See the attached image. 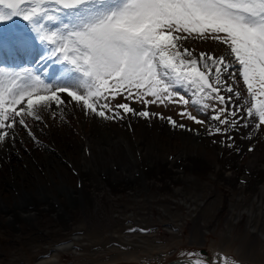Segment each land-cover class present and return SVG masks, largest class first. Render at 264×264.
<instances>
[{
	"label": "rangeland",
	"instance_id": "obj_1",
	"mask_svg": "<svg viewBox=\"0 0 264 264\" xmlns=\"http://www.w3.org/2000/svg\"><path fill=\"white\" fill-rule=\"evenodd\" d=\"M60 2L62 7L63 2L74 0ZM22 3L25 0H5V4ZM56 5L57 0H31L27 5L29 15L33 10L38 14L48 11L53 17L42 21L46 26L42 33L48 36L64 29L60 18L65 12ZM8 11L0 5V12ZM10 21L23 30L21 35L36 31L23 15ZM180 44L181 53L184 47L194 50L192 57L185 56V60L199 61L201 52L227 57L226 46L201 40L195 34ZM172 61L177 72H190L195 77L197 71H206L202 67H185L175 55ZM16 73L19 76L10 75ZM74 76V82L79 83L80 74ZM33 78L17 70L4 71L2 77L5 86L11 87L9 81H13L24 94L20 104L5 106L26 110L34 120L25 116L27 128L19 125L25 133L8 128L11 121H5V127L0 129V134L11 132L0 141V264H158L165 256L171 259L190 249L200 256L201 247L213 252L215 264H229L222 261L227 255L235 259L233 264H264V124H259L258 117L254 122L249 117L247 125L239 123L243 109L237 117H228V112L236 109L235 97L230 105L227 99L221 104L209 98L207 90L201 91L199 83L190 81L159 98L133 90L135 98L126 99V92L115 98L104 93L108 99L96 101L95 91L85 94L83 89L73 88L98 110L103 103L113 110L118 104H127L137 111L159 114L145 118L119 109L124 117L120 119L103 118L89 110L96 120L92 132L113 138L122 136L129 142L130 154L125 153L124 144L110 153H99L93 147L95 168L84 171L81 138L74 131L72 117L59 115L63 124L53 132L44 115L35 118L44 102L58 112L69 111L68 105L51 102L57 92L64 98L63 92L57 91L62 81L55 78L52 86L44 89ZM208 79L214 81V77ZM217 87L221 88L220 95H231L222 85ZM233 88L240 91L243 103L248 93L242 79ZM28 93L32 94L31 109ZM4 99H9L6 93ZM143 100L156 102L145 104ZM222 108L228 111L220 119L228 117L229 123L237 119V126L209 118ZM182 112L191 113L203 123L181 116ZM105 114L113 116L106 109ZM216 128L221 131L216 132ZM97 136L104 139L103 135ZM110 159L119 160V164L110 166ZM89 188H93L94 196L88 193ZM140 229L146 231L141 235ZM63 244L67 247L56 249Z\"/></svg>",
	"mask_w": 264,
	"mask_h": 264
},
{
	"label": "snow or ice",
	"instance_id": "obj_2",
	"mask_svg": "<svg viewBox=\"0 0 264 264\" xmlns=\"http://www.w3.org/2000/svg\"><path fill=\"white\" fill-rule=\"evenodd\" d=\"M30 3L31 0H25L22 4H5V0H0V5L9 9L6 14L0 12V23L23 15L31 29H36V37L47 49L48 55L41 56V60L51 61L54 57L59 60L62 56L67 65L61 76L66 82L58 85L57 91L66 92L77 102L82 100V107L94 114L103 118L123 119L119 109H124L127 113L145 118L159 115L146 110L137 111L127 104H118L113 110L108 103H103L98 110L85 95H79L73 88L83 89L85 94L95 91L96 101L107 100L108 96L104 93L115 98L126 92V99L135 98L133 90L159 98L174 87L183 86L184 81H190L192 84L199 83L201 91L207 90L209 98L221 104L227 99L230 105L235 97L236 109L229 111L228 117H237V113L243 109L239 123L247 125L249 117L253 118V122L258 117L259 124H264V0H74L72 3L63 2L62 7L60 0H57L56 6L65 12V16L60 18L64 29L51 36L41 34L46 27L42 21L45 17L51 21L53 17L48 11L38 14L33 10L31 15L27 14ZM43 7L47 8V4ZM193 34L201 40L226 46L227 57L201 52L199 61L195 58L185 60V56L192 57L194 50L184 47L181 53L180 42L193 37ZM7 42L11 47L20 44L30 47L27 41L15 34ZM4 45L5 40L0 37V49ZM173 55L185 67H202L206 71H197L195 77L190 72H177ZM75 73L80 74L79 83L74 82ZM2 77L3 72H0V115L3 116L0 129L5 127V121H11L7 124L8 128L14 127L17 122L15 118L21 116L23 111L10 110L5 105L15 106L24 99L23 89L13 81H9L11 87L5 86ZM208 77H214V81L210 82ZM239 79H242L248 93L243 103L240 91L233 88ZM217 85H222L223 90L231 95L227 98L220 95L221 88ZM5 93L9 97L7 101L4 99ZM31 95L28 93L29 109L32 107ZM54 99L59 101L58 96ZM105 109L113 112V116L107 117ZM225 111L228 109L222 108L209 118L219 120L221 124L229 123L228 117L220 119ZM180 115L203 123L191 113L182 112ZM35 118L40 119L39 116ZM160 118L165 119L163 116ZM167 120L174 127L177 126L171 117H167ZM18 123L27 128L23 118ZM229 126H237V119H232ZM215 131L220 132L221 129L216 128ZM28 134L32 135L30 130ZM5 135L0 134V141Z\"/></svg>",
	"mask_w": 264,
	"mask_h": 264
},
{
	"label": "bare ground",
	"instance_id": "obj_3",
	"mask_svg": "<svg viewBox=\"0 0 264 264\" xmlns=\"http://www.w3.org/2000/svg\"><path fill=\"white\" fill-rule=\"evenodd\" d=\"M5 30H6V26H5ZM2 32L4 33V40H5V45L2 49H0V55L2 53V51L5 49V47L8 44V39L13 35V33L11 31H5ZM1 32V31H0ZM2 33H0V37L2 35ZM22 44H20L19 46L17 47H11L12 48V51H13V54L12 55H15L16 57L19 58L20 56V53L22 51ZM7 48V47H6ZM44 52H41L40 54H33V60H34V64H36V66H40L41 67V72H43L44 74H50V80H49V83L50 82H53L55 81V78H58L60 79V81H62L61 83H65L66 81L65 80H62L61 79V76H62V73H63V69H62V65L59 63V62H56V60L53 58V60L51 61H42L41 60V56H47L48 55V52L45 50V48H43ZM10 51V50H9ZM36 52V51H35ZM29 54V50H28V53ZM32 54V53H31ZM28 70V68L26 67H23L22 68V72H26ZM4 69H2L0 72H3L4 73ZM7 73H9L8 71H5ZM13 72V71H12ZM18 72V71H17ZM62 72V73H61ZM17 74V73H16ZM18 75V74H17ZM19 76V75H18ZM10 77V76H9ZM18 81L20 82V78H18ZM16 79V80H17ZM37 82V81H36ZM58 83V82H57ZM38 85L39 86H43L41 85V83L38 81ZM62 93V92H61ZM62 94H64V98H61V94L60 93H56L54 94V97L58 96L59 97V101H57L56 99H54V101H51L53 104H58V103H61V104H66L68 105V108H69V111H61V112H58L56 111L55 109L51 108L50 107V104L48 102H44L42 100H39L37 102H44V104H41L40 106V109L38 108L35 112H36V116H40V115H44V119L46 121V123L49 125V128L51 130V132H53L54 128L55 127H61V124H63V121L60 119V116L61 114L65 115L67 114L68 117L71 116L72 119H73V127H74V131L77 135L80 134V138L81 140L80 143H79V150L81 151V163H83V168H84V171H85V168H95L93 167V164H96V159L94 157V155L92 154V151H93V147H97V151L99 153H103V152H112L113 150H116L119 148V145L120 144H124V146H126V150H125V153H128L130 154V145H129V142H127L125 139H123L122 136H118L117 138H113L109 135H106V133H101V134H98V133H93L92 130L93 128H91V126L93 124H95L94 122L96 120H94V118L90 115V112L88 109H85L84 107H82L83 105V101H79L77 102L74 98L72 97H69L67 96V93L66 92H63ZM52 97H50L51 99ZM63 101V102H61ZM37 106L38 103H37ZM35 106V107H37ZM28 111L26 110H23L21 111V113H24L25 115H23L22 117L24 118L25 120V116H28V120H34V116L31 114H27ZM64 117V116H63ZM62 117V118H63ZM18 118H21V117H18ZM16 118L15 120L17 121ZM27 121V120H26ZM62 122V123H61ZM28 124L32 123V122H27ZM20 124L17 123L14 125V129H18L20 130L19 132H22V133H25L21 130V126H19ZM36 126L39 127V124H35ZM90 125V129H85L86 126ZM141 126V125H140ZM3 130V129H2ZM5 130V129H4ZM6 131V130H5ZM4 131V132H5ZM18 132V133H19ZM6 133L10 136L11 132L9 131H6ZM21 133V134H22ZM24 135V134H23ZM97 135H103L104 136V139H99L97 138L98 136ZM26 136V135H25ZM157 137V136H156ZM16 142V141H15ZM104 142V143H103ZM156 142V141H155ZM151 143V142H150ZM184 143V142H183ZM185 144V143H184ZM31 146V145H30ZM142 146V145H141ZM101 149H99V148ZM138 147V146H137ZM139 148V147H138ZM145 148V147H144ZM160 148V147H159ZM140 149V148H139ZM184 149V148H183ZM195 149V148H194ZM119 150V149H118ZM205 150V149H204ZM127 151V152H126ZM147 151V150H146ZM194 151V150H193ZM256 152V151H255ZM258 153V152H257ZM113 154V153H112ZM127 154V155H128ZM142 155V154H141ZM128 157V156H127ZM130 157V156H129ZM177 158V157H176ZM111 160V159H110ZM130 160V159H129ZM133 160V159H132ZM107 161V160H106ZM110 166H113V165H116V163L119 164V160H115V159H112ZM146 163V162H145ZM155 163V162H154ZM123 164V163H122ZM124 166V165H123ZM131 166V165H129ZM262 166V165H261ZM124 170V167H122ZM261 168H264V166H262ZM127 174V173H126ZM227 175V174H226ZM229 175V174H228ZM88 189V188H87ZM90 189V188H89ZM90 194L93 193V188L88 190ZM102 192V191H101ZM87 194V193H86ZM95 193H93V196H94ZM82 195V193H81ZM250 211V210H248ZM21 214H24L23 211L19 212ZM27 215H30L28 213H25V216ZM64 247H67V245L65 246L64 244L62 246H59L58 248L56 249H60V248H64Z\"/></svg>",
	"mask_w": 264,
	"mask_h": 264
},
{
	"label": "water",
	"instance_id": "obj_4",
	"mask_svg": "<svg viewBox=\"0 0 264 264\" xmlns=\"http://www.w3.org/2000/svg\"><path fill=\"white\" fill-rule=\"evenodd\" d=\"M207 259H208V257H207ZM165 264H198V263L193 258L181 257V258L171 260ZM204 264H208V263H204Z\"/></svg>",
	"mask_w": 264,
	"mask_h": 264
}]
</instances>
